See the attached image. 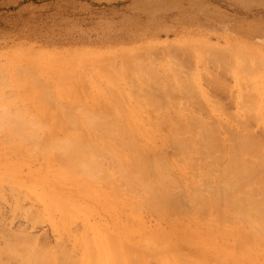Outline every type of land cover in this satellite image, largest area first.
Wrapping results in <instances>:
<instances>
[{
	"label": "bare ground",
	"instance_id": "obj_1",
	"mask_svg": "<svg viewBox=\"0 0 264 264\" xmlns=\"http://www.w3.org/2000/svg\"><path fill=\"white\" fill-rule=\"evenodd\" d=\"M203 46L209 53L204 52L201 56H206L196 59L202 60L203 68L208 69L207 62L216 64L233 76L234 90L223 83L224 79L221 81L218 75L214 79L221 90L230 93L234 102L235 99L239 100L234 112H228L222 102L209 95L199 76L189 77L190 73L189 76L186 74V78L181 77L184 65L175 57L171 56L168 60L171 67L174 66L172 69L175 70L172 71L180 72L179 76L161 77L160 74L159 78L156 73L159 68L152 62L160 59L159 54L162 52L158 54L155 51L154 60L150 57V52L148 64L144 62L146 58H142L145 51L138 50L131 57L122 54L121 58L129 68L137 65L139 60L138 67L148 65L143 67L145 70L142 68L143 71L148 69L151 73L154 66V74H158V77H153L152 73L153 76L147 72L152 78H143L140 74L142 69H139V73L133 70L138 75L137 79L131 80L127 76L126 79H130L127 81L124 76L121 80L115 76L116 70L120 71L117 75H124L126 72L122 62L123 68L121 66L120 69L116 67L117 69L112 70L115 74L107 71L95 75L89 68V74L87 72L86 75L83 73L84 67L79 71L75 70L76 66L88 67L85 63L94 58L81 53V59L71 60L74 70L72 77L68 76L70 81H61L64 90L52 95L57 98L62 111L73 113L64 114L62 120L76 122L55 126L0 125V145H9V149L4 147L1 151L6 159L0 158V189L4 185H12L13 193L19 194L22 192L21 188L25 187L24 196L19 194L16 197L25 198L30 193L34 194L44 203L50 220L57 228H66L71 225L69 222L81 220L86 235L126 233L129 236L127 239L139 235L144 239H151L149 243L156 242L170 252H191L192 255L198 253V257L194 255V259H187L198 262L197 264H218L211 261L215 260L214 256L203 251L229 245L237 255L233 264H264V141L255 137L253 128L251 130L255 135L248 131L245 123L248 119L243 120L244 128L240 125V119L251 117L250 120H253L255 116L264 121V53L246 47L240 48L241 53L237 55V51L230 52L225 48L215 47L211 50L206 43ZM164 54L166 56L167 52ZM84 58L87 61H83ZM111 59L113 58H110V62ZM75 60H81L80 64H76ZM188 61L185 60L186 63ZM60 62L63 64L65 60L60 59ZM259 62L263 65H258ZM133 71L128 70V74H133ZM202 72L207 75L204 70ZM68 82L71 85L65 88ZM94 85L108 86L118 94L109 95L110 101L106 109L97 104L99 99L96 102L91 95L92 99L88 98L89 91L87 93L86 89ZM97 86L95 88L100 87ZM97 90L94 94L99 93ZM191 94L196 96V101L191 98ZM182 97L199 103L207 113L206 118L208 116L213 122H206L205 117H196L190 109L182 108ZM75 111L79 114L75 115ZM81 120L83 121L80 122ZM1 140L4 142L1 143ZM30 152L42 156L41 174L31 181L17 183L15 172L18 171L17 168L31 164ZM11 154H15L17 160L13 161L9 157ZM102 185L105 187L102 188ZM73 192L91 199L96 198L97 205L107 214L106 220L94 221L92 216L98 213L97 206H88V202L87 205L83 200L80 201L81 197L73 198L76 194L73 195ZM16 206L19 208L21 203ZM147 210L157 219L158 225L154 229L144 219V212ZM34 211L29 210L28 213L26 209L28 215ZM38 215H34L35 218ZM164 222L168 223L167 230H164ZM108 225H113L117 233ZM14 232L15 234L11 233L17 237L18 231ZM12 234H7V238L12 237ZM23 239L21 240L24 241ZM227 239L228 242H225ZM184 240L187 242H183ZM217 240L220 242H216ZM30 241L31 239L28 242ZM30 244L32 246L29 248L36 245ZM14 245L10 242L3 246L9 248ZM10 248L7 252H10ZM200 248L202 250H196ZM214 254L215 258L220 257L219 252Z\"/></svg>",
	"mask_w": 264,
	"mask_h": 264
},
{
	"label": "rangeland",
	"instance_id": "obj_2",
	"mask_svg": "<svg viewBox=\"0 0 264 264\" xmlns=\"http://www.w3.org/2000/svg\"><path fill=\"white\" fill-rule=\"evenodd\" d=\"M205 43L211 50L213 47L225 48L230 52L237 51V55L241 53L239 51L240 48L246 47L264 53V0H0V125L55 126L60 123L66 124L67 121L62 120L63 115L73 113L62 111L60 103L56 100L57 98H53L52 95L56 91L64 90L61 81H70L68 76L72 77L74 70L71 60L80 58L81 53L94 56V58L85 63L88 67H85V65L75 67V70L78 71L84 67L83 73L86 75L87 72L89 74V68L95 75L107 71V73H111L109 71L113 69H120L124 63L121 58L122 54H127L125 56L131 57L134 56V52L142 50L147 53L142 57L143 59L146 58V61H144L146 64H148L150 57L154 60L155 51H158V54L162 52V55L159 54L161 58L152 62L153 65L155 63L156 67L159 68V72H156L159 74V78L160 74L161 77H165V75L178 77L180 72L174 73L172 71L175 70L172 69L174 66L171 67L168 60L171 56L175 57L174 59L184 65V71L182 70L183 68L180 69L183 71L180 73L181 77L186 78L190 73L189 77L199 76V79L203 82H201L203 87H206L210 93L209 95L222 102L223 107L227 108L228 112H234L239 100L237 99L236 101L235 99L234 102L230 93L224 92V89L221 90L222 88L218 87L219 84L214 79L218 75V78L221 77V81L224 79L223 83L231 86L232 90H234L233 76L217 67L216 64L208 62L206 63L208 69L205 70L202 60H196L206 56V54L201 56L204 52L209 53L208 49H204L206 48L203 46ZM187 46L190 47L187 48ZM168 51L170 54H168ZM164 52H167L168 56H164ZM148 56L150 57L147 58ZM110 58H113L111 62L109 61ZM192 58L196 63H192ZM60 59L65 60V62L62 64ZM105 59L108 60L109 64ZM84 60L87 61L86 58ZM134 60L137 59L134 58ZM185 60L189 61L186 63ZM75 62L80 64L81 60H75ZM100 62L102 65H99L101 64ZM137 62V65L140 66L139 60ZM88 63L92 66L90 67ZM192 64H194L195 68L193 66H191L192 68L190 67ZM137 65L129 68L124 63L123 66L126 67L123 68L122 66L126 70L124 75L123 73L117 75V72L120 73L119 70H116V74L115 72L113 73V70L111 74H115L118 80L126 79L127 76L131 80L137 79L138 75L133 70L139 73V69L148 66L142 64L144 66L140 68ZM153 65L151 64V66ZM258 65L263 64L259 62ZM153 67L151 73L154 76L148 69L143 71L145 67L140 71L141 76L148 78L147 76L151 74L153 77H158V74H154L155 70L153 71ZM188 69L190 70L188 71ZM128 70H132L134 75L130 74V76ZM203 70L207 75H204ZM64 72L67 73L65 74ZM123 76L124 78H121ZM150 76L149 78H152ZM204 76L208 78L205 79ZM65 77L67 78L65 79ZM210 78L212 79L210 80ZM130 79L126 80L129 81ZM66 85L65 88H68L71 84L68 82ZM95 86L97 85L86 89L87 93L89 91V97H87L90 98L92 96L93 99H96L94 100L96 102L99 99L97 104H99L100 108L106 109V105L110 101L109 95L118 94H115V90L108 86L101 87L99 85L100 87L97 86L99 88H95ZM107 89L112 92H107ZM77 90L79 91L80 89ZM95 90L99 92L96 93L97 95L94 94ZM101 90L104 91L102 92ZM107 93L110 94L107 95ZM116 93L118 92L116 91ZM95 95L96 97H93ZM192 96L191 94V98H196V96ZM200 96L201 94L197 98L199 99ZM181 99L182 108L190 109L196 117L206 118L205 114L207 115V113L199 103L192 102L193 99L189 101L188 97L184 99L182 97ZM196 100L194 99V101ZM88 107L90 108V103ZM71 108L73 109V107ZM74 113L75 115L79 114L78 111ZM224 117L227 118L225 115ZM207 118L205 119L206 122H213L208 116ZM246 119L248 120L246 121ZM250 119L251 117L240 119L242 124H240V121L239 124L243 127L246 123L248 126H245L248 131H251L254 135L256 133L255 137L257 136L260 140L262 138L264 141V121L257 116L252 118L253 120ZM70 122L72 121L68 120L67 124L70 125ZM252 128L255 133L251 130ZM1 141V143L4 142V140ZM4 147L9 149V145L4 146L1 144L0 152L5 149ZM13 155L11 154L9 157L14 159L13 161L17 160V156ZM29 155L32 156L31 164H25L21 168H17L18 171L15 172L17 183L31 181L41 174L42 156L39 154L33 155L31 152ZM0 158L6 159L3 152L0 153ZM11 186L4 185L3 189H0V245L3 243L0 246V264L198 263L187 260L188 258L194 259V255L198 257L200 255L198 253H193L194 255H192L191 252L181 254L170 252L156 242L154 244L149 243L151 239L147 240V238L144 239L139 235L130 236V239H127L129 236L126 233H117L113 225L108 226L113 228L117 235L100 236L93 235V233L86 235L84 233L85 226L81 220L69 222L71 225L66 228H57L50 220L41 200L37 199L32 193L25 196V198L21 197V200L19 196V198L16 196L19 194L24 196L25 187H23L24 189L21 188L22 192L24 191L23 193L21 192L22 194H15ZM104 187L102 185V188ZM75 193L73 192V195ZM82 196L76 193L73 198L80 199L81 197L80 201L88 202V206L94 208L97 206L98 209L96 207V210L98 213L93 214L92 219L97 222L105 221L107 214L103 212L99 204L97 205V199L92 198V200L88 196ZM16 199L22 201L19 200L21 203L19 208L16 205L20 203ZM22 205H24V209H22ZM34 208H36L35 211ZM26 209L28 213L29 210L34 212L28 215ZM23 211H25V214H22L24 213ZM35 212L38 213L36 214ZM144 213V219H146L149 227L151 229L156 228L158 222L154 214L148 212V210ZM34 215H38L36 217L38 219ZM27 216L29 217L27 218ZM163 226L164 230L168 229L167 222H164ZM14 230L18 231L16 233H18L17 237L19 238L11 233L15 234ZM9 231L12 237H8V240L7 234L10 236ZM25 231H27V234H25ZM23 237L28 241L31 239L30 242L27 241L29 244ZM229 240L231 242V239ZM140 241L143 242L141 243ZM224 241L228 242V239ZM10 242L15 245L10 246V252H7L9 248L3 245ZM183 242L187 241L184 240ZM216 242L220 241L217 240ZM30 243H35L36 245H33V248H29ZM124 243L126 245L129 244L127 245L128 247ZM122 244L124 247H122ZM2 246L4 247L3 250H6L5 252L1 251ZM203 252H208L214 256V258H209L215 259H211V261L218 264H233L237 260L234 249L229 245L209 248ZM216 252H219V258H215L214 253Z\"/></svg>",
	"mask_w": 264,
	"mask_h": 264
}]
</instances>
